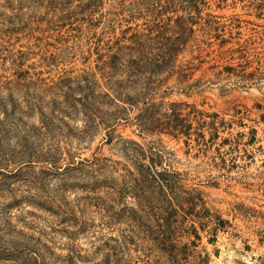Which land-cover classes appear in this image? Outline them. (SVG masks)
Wrapping results in <instances>:
<instances>
[{"label": "rangeland", "instance_id": "374dc122", "mask_svg": "<svg viewBox=\"0 0 264 264\" xmlns=\"http://www.w3.org/2000/svg\"><path fill=\"white\" fill-rule=\"evenodd\" d=\"M3 5L0 50L29 54L19 69L13 55L0 67V264H153L159 196L128 174L153 163L184 174L201 197L180 220L178 240L195 244L188 264H264V0H205L193 26L200 55L186 49L181 68L150 81L155 103L209 116L213 139L195 124L188 138L140 130L135 110L104 99L87 111L86 80L102 82L97 49L145 28L127 17L130 0H105L95 21ZM207 21L225 27L218 38ZM192 221L199 240L187 235Z\"/></svg>", "mask_w": 264, "mask_h": 264}, {"label": "trees", "instance_id": "16d2710c", "mask_svg": "<svg viewBox=\"0 0 264 264\" xmlns=\"http://www.w3.org/2000/svg\"><path fill=\"white\" fill-rule=\"evenodd\" d=\"M11 1L4 0L3 7L9 6ZM24 1L32 11L41 6L40 8L46 14L55 12L60 13V17H69L72 13H76L95 21V15L103 8L105 0ZM74 3L75 8L70 10ZM204 3L205 0H130L131 10L127 17L130 20H141L145 28L134 30L129 37L118 38L115 34L109 35L107 44H105L106 49H102L103 51L97 49L96 54L99 62L97 69L102 82L100 83L95 74H91V80H86L83 102L88 104L87 111L92 113L95 104L101 102L100 99H104L107 104L110 102L115 107L118 104L125 106V110L128 112L135 110L137 112L135 119L140 130L143 129L150 133L158 131L173 138L180 136L188 138L189 131L195 124L196 128L201 130V138L204 137V131H207L213 139L214 134L217 135L218 131L215 122H207L206 118L209 116L205 113L201 114L195 110L194 106L186 103H155L153 95L155 93L150 82L153 77L163 71L181 68L184 64L177 65L178 57L186 53V49L190 48L188 51L189 54H192L196 51L193 47L199 48L200 55L201 46L205 44L193 38L195 34L193 26L198 24L197 19H201V5ZM21 4H18L17 11L22 10L24 5ZM113 14L115 16L123 15L116 11ZM19 19L20 17L17 16L14 20ZM82 19L85 20V18ZM20 21H17V24H20ZM47 23V26H52L51 24L56 22L49 19ZM38 24H40L39 21ZM23 27L26 28V26ZM221 29H225V27L209 21L203 22V30L210 32L211 38H218V32ZM16 31H18L17 28H12L7 33L8 38L15 35ZM11 39L12 37L9 40ZM196 43H200V46L196 47ZM26 49V51L18 50L15 53H11L5 48L1 49L0 67H3V62L13 55L15 67L19 69L24 56L29 54V49ZM103 91L105 92L103 93ZM151 111L154 113H149ZM133 144L137 146V144ZM133 154L130 156L134 158ZM136 156L139 158L141 155L136 152ZM158 156L159 154L156 152L155 159ZM98 165L100 164L95 163L94 166ZM138 166L144 169V174L139 172L136 175L131 172L128 174L139 176L148 181L152 185L153 195H158L160 200L159 204H156L158 207H156L153 220L155 232L149 230L148 233L152 235V238L150 242L147 241L156 250L158 256L153 264H188V261L195 255L190 246L195 244L192 241L181 243L178 240V234H182L180 231L182 221L180 220L183 219L185 212L192 213L199 207L198 202L201 201L199 193L196 189L185 185L184 174L167 167H161L158 163L148 166L138 164L137 171ZM139 177H136V180ZM203 209L200 208V210ZM189 215L191 216V214ZM222 225L223 222L219 221L214 231L216 232ZM191 229L193 233L187 235L199 240L200 237L193 221ZM124 241L125 244L134 242L125 239ZM147 261L145 264H149ZM100 264L110 263L107 260V263L103 261Z\"/></svg>", "mask_w": 264, "mask_h": 264}]
</instances>
